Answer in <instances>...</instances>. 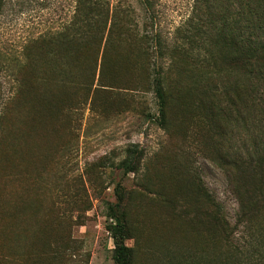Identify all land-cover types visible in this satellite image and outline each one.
<instances>
[{
	"label": "trees",
	"instance_id": "obj_1",
	"mask_svg": "<svg viewBox=\"0 0 264 264\" xmlns=\"http://www.w3.org/2000/svg\"><path fill=\"white\" fill-rule=\"evenodd\" d=\"M74 2L59 29L26 41L7 67L0 58V72L10 70L13 83L0 110V264H69L75 255L70 221L61 214H48L33 241L19 245L28 235V198L45 189L43 169L28 166L25 153L31 141L53 133L59 116L68 120L92 88L152 91L165 128L171 112L189 118L183 138L220 169L237 203L232 222L194 168L179 175L207 253L219 256L217 264H264V0H193L170 40L152 24L141 28L125 3ZM142 156L130 145L117 167L138 172ZM115 196L107 213L112 259L136 264L127 243L137 237L130 196L121 183Z\"/></svg>",
	"mask_w": 264,
	"mask_h": 264
},
{
	"label": "rangeland",
	"instance_id": "obj_2",
	"mask_svg": "<svg viewBox=\"0 0 264 264\" xmlns=\"http://www.w3.org/2000/svg\"><path fill=\"white\" fill-rule=\"evenodd\" d=\"M109 1L130 5L141 28L145 22L152 24L149 28L170 40L175 27L190 14L193 0ZM74 4V0H4L0 11L4 67L11 64L7 60L21 52L26 41L57 30L68 21ZM10 74L6 68L0 72V110L12 92ZM129 99L136 100L134 105ZM73 106L68 120L59 116L52 122H59L54 123L53 133L46 131L31 141L25 153L28 166L43 169L45 189L40 196L28 198V235L24 244H19L22 250L33 241L48 214H61L70 221L71 239L76 245L69 264H114V244L107 228L112 219L107 213L108 206L116 201L115 186L121 183L130 196L128 206L136 222L137 237L127 241L134 247L136 264L219 263L218 255L207 253L202 226L194 218L193 203H189L187 187L179 175L183 177L186 167L194 168L232 222L237 203L220 169L183 138L189 118L171 112L168 127L162 126L150 90L107 88L95 93L92 88L87 99ZM187 111L181 109L183 114ZM133 144L143 151L140 169L124 174L117 164ZM6 192L11 200V184ZM35 203L39 205L36 211L32 210Z\"/></svg>",
	"mask_w": 264,
	"mask_h": 264
}]
</instances>
